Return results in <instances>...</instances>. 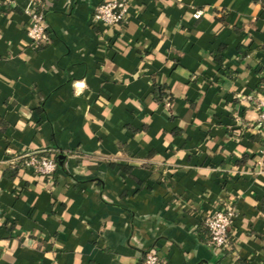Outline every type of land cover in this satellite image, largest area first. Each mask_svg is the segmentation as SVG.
Listing matches in <instances>:
<instances>
[{"label":"crops","instance_id":"obj_1","mask_svg":"<svg viewBox=\"0 0 264 264\" xmlns=\"http://www.w3.org/2000/svg\"><path fill=\"white\" fill-rule=\"evenodd\" d=\"M101 1L0 0V264H264V0Z\"/></svg>","mask_w":264,"mask_h":264},{"label":"built area","instance_id":"obj_2","mask_svg":"<svg viewBox=\"0 0 264 264\" xmlns=\"http://www.w3.org/2000/svg\"><path fill=\"white\" fill-rule=\"evenodd\" d=\"M126 13L125 0H103L93 10L92 20L100 21L106 25L115 24L124 19ZM199 11H194L192 16L197 18ZM25 35L34 46H44L50 41L47 32L43 12L37 7L28 12V21L25 28ZM262 97L257 100L254 108L257 112L255 119L256 126L264 130V83L262 85ZM14 159H22L21 166L29 168L35 174L44 177H51L55 171V162L50 157H39L35 154H26ZM233 216V207L225 203L214 213L203 218V225L207 230V245L213 248H224L227 246V228ZM141 264H160V258L153 250L146 251Z\"/></svg>","mask_w":264,"mask_h":264}]
</instances>
